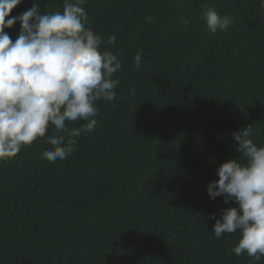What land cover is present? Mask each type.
Instances as JSON below:
<instances>
[{
  "label": "trees",
  "instance_id": "trees-1",
  "mask_svg": "<svg viewBox=\"0 0 264 264\" xmlns=\"http://www.w3.org/2000/svg\"><path fill=\"white\" fill-rule=\"evenodd\" d=\"M66 2L75 0H22L8 18ZM205 4L231 17L226 31L209 32ZM82 6L122 61L116 98L97 102L94 132L76 137L66 159L42 158L50 128L0 161V264H264L232 251L239 232L215 237L221 211L238 205L207 191L239 156L233 132L251 124L264 146V0ZM21 27L5 28L13 42Z\"/></svg>",
  "mask_w": 264,
  "mask_h": 264
},
{
  "label": "clouds",
  "instance_id": "clouds-1",
  "mask_svg": "<svg viewBox=\"0 0 264 264\" xmlns=\"http://www.w3.org/2000/svg\"><path fill=\"white\" fill-rule=\"evenodd\" d=\"M22 0H0V161L16 157L25 146L44 138L51 147L42 152L50 162L64 160L75 151L76 137L94 132L97 102L116 98L122 68L117 54L103 47V38L87 27L85 0L66 2L62 12H41L38 3L19 16L8 18ZM201 18L210 33L224 32L232 24L229 15L204 5ZM21 23L18 38L5 31ZM187 28L190 20L183 19ZM115 36L107 39L114 44ZM142 50L135 55L141 67ZM84 121L79 128L70 122ZM251 124L232 133L238 143L237 158L223 162L218 179L207 187L211 199L223 195L237 207L221 211L214 224L219 239L239 232L232 251L255 260L264 256V146L254 142Z\"/></svg>",
  "mask_w": 264,
  "mask_h": 264
}]
</instances>
